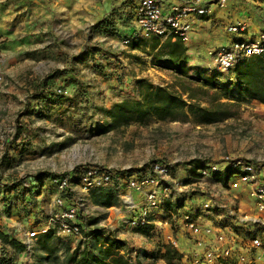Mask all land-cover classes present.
<instances>
[{"label":"rangeland","instance_id":"1","mask_svg":"<svg viewBox=\"0 0 264 264\" xmlns=\"http://www.w3.org/2000/svg\"><path fill=\"white\" fill-rule=\"evenodd\" d=\"M129 13V1H125L101 16L90 12L93 17L77 27L55 24L44 35L21 24H7L0 30V182L5 184L4 191L0 189V221L3 217L12 236L18 224L41 223L45 215L33 211L39 195L53 199L55 180L85 167L134 171L140 177L150 174L154 163L163 164L179 185L151 209L148 222L141 225L147 232L133 227L132 220L145 201L127 185L122 194L125 199L128 192L133 194V207L119 196L118 203L109 207L95 205L90 196L84 200L85 234L104 228L135 251L129 254L131 264H156L161 259L158 250L168 245L171 228L172 233L177 231L168 210L179 214L192 211L195 204L199 209L193 216H206L219 227L234 224L238 217L258 216L245 194L233 198L224 188L227 183L216 180L217 174L200 171L235 159L259 166L264 178V103H234L235 115L215 123H199L189 116L145 125L134 122L121 132L107 129L106 110L116 101L138 99L140 78L176 90L183 78L170 65L153 61L152 37L130 38ZM214 27L222 30L224 25ZM127 37L130 41L122 43ZM210 42L203 40L200 47L190 48L185 70L194 78L230 76L235 83V67L219 71L208 51L220 46ZM232 89L230 95L237 92ZM212 92L197 91L198 102L205 105ZM204 204L209 207L204 209ZM257 232L264 241V225ZM179 234L183 242L186 233ZM77 244L75 239L64 242L51 234L42 247L39 239L36 264L46 260L71 264L65 261V252Z\"/></svg>","mask_w":264,"mask_h":264},{"label":"built area","instance_id":"2","mask_svg":"<svg viewBox=\"0 0 264 264\" xmlns=\"http://www.w3.org/2000/svg\"><path fill=\"white\" fill-rule=\"evenodd\" d=\"M229 2L230 0H136L129 6L133 28L130 38L157 37L161 42L181 39L184 44L189 43L196 31L197 20L217 18L216 12L226 10ZM247 26L244 20L224 24L225 30L235 34L237 38L216 50L208 51L219 71L227 72L252 56L264 57V30L247 36ZM130 38H123L122 43L127 44ZM227 162L225 166L209 164L208 168L201 169L200 172L230 175L224 188L233 198L245 194L258 216L238 217L234 224L219 227L209 222L206 216H193L199 209L195 204L192 211L185 210L179 214L168 210L177 229L172 233L174 230L171 228L167 236L168 245L178 251V264H221L223 261L229 264H264V241L257 232V227L264 225V178L261 168L247 161L230 159ZM151 169L150 174L137 177L134 171L126 173L110 167L88 166L72 176L59 177L55 180L51 211L43 221L30 227L18 224L14 228V236H9V240L18 241L23 248L17 250L11 242H4L0 237V264H36V243L40 236L49 232L64 242L75 239L88 243L92 235L84 233V200L90 196L91 190L99 187L114 189L128 206L133 207L122 194L124 185H127L130 191L145 201L142 212L137 219L132 220L133 227L147 223L151 209L159 207L171 188L179 185L176 180L170 179L167 166L154 163ZM168 179L172 182H168ZM4 188L5 184L0 182V189ZM208 207L209 204L203 205L204 209ZM182 231L186 233L183 242L180 240L183 235L179 234ZM43 264L50 263L46 260Z\"/></svg>","mask_w":264,"mask_h":264},{"label":"trees","instance_id":"3","mask_svg":"<svg viewBox=\"0 0 264 264\" xmlns=\"http://www.w3.org/2000/svg\"><path fill=\"white\" fill-rule=\"evenodd\" d=\"M153 38L152 51L155 54L153 61L170 65L180 78L179 89L168 85L156 84L147 78L138 81L139 98L123 99L116 101L106 110L108 117L107 129L123 131L131 123L148 124L151 120L179 121L191 116L199 123H215L228 119L235 115L232 110L234 103L242 101L258 100L264 103V57L254 56L240 62L232 71L235 83L228 76L223 80L215 76L194 78L185 70L186 45L181 39H167L161 42L157 37ZM195 81L196 84H191ZM237 92H232V88ZM206 104L198 102L196 92L201 91L208 95ZM185 95V96H184ZM225 98L226 101H221ZM231 173V172H230ZM229 173V174H230ZM217 174L216 180L226 184L230 175ZM220 175V176H219ZM90 198L97 206L109 207L118 203L116 191L108 187H99L91 190ZM140 231L147 232L144 226L136 227ZM92 239L87 242H78L72 249L67 247L64 259L71 264H131L126 243L113 234L104 232V228H96L91 233ZM46 239L40 240L42 247ZM97 239L93 241V237ZM99 238H98V237ZM0 237L4 242H11L21 250L23 245L15 240H9V236L0 230ZM164 250H158L159 257L166 264H178L179 253L169 245H164ZM221 264H227L223 261Z\"/></svg>","mask_w":264,"mask_h":264},{"label":"crops","instance_id":"4","mask_svg":"<svg viewBox=\"0 0 264 264\" xmlns=\"http://www.w3.org/2000/svg\"><path fill=\"white\" fill-rule=\"evenodd\" d=\"M125 1H129L130 6L136 0H2L0 3V30L7 24L10 26L21 24L25 29L28 27L37 28L39 32H42L39 34L44 35L46 32L51 33L55 24L77 27L93 17L90 12H93L94 17H96L103 11L119 6ZM216 15L217 18L206 21L197 20L195 24L196 31L192 34L189 43H185L187 47L186 60L190 48L200 47L199 43H202L203 40L223 46L229 44L233 38H237L235 34H230L226 30L223 31L225 27L222 30H220L222 27L215 28V23L224 25L227 22L244 20L248 24L247 36H252L264 30V0H230L228 8L221 12L217 11ZM51 21L54 22L50 23ZM39 196L41 198L37 200L38 205L33 211L37 214L43 213L45 215L43 218H45L51 211L52 199L46 196L42 198L43 195ZM2 220L4 221L3 217L0 221V230L11 236V231L7 229V224ZM47 234L51 235L53 233L49 232ZM47 234L40 236L39 239L44 240ZM75 242L78 243L77 240ZM128 251L130 256L135 253V251L129 249ZM156 264L166 263L163 259H160Z\"/></svg>","mask_w":264,"mask_h":264},{"label":"bare ground","instance_id":"5","mask_svg":"<svg viewBox=\"0 0 264 264\" xmlns=\"http://www.w3.org/2000/svg\"><path fill=\"white\" fill-rule=\"evenodd\" d=\"M126 198L127 200L129 201L130 205H136V202H135V199H134V196L132 193L128 192L127 195H126ZM118 212H123L121 210H117Z\"/></svg>","mask_w":264,"mask_h":264}]
</instances>
